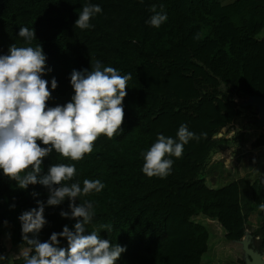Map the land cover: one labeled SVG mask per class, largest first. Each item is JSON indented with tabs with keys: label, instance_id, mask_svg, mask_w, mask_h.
Instances as JSON below:
<instances>
[{
	"label": "trees",
	"instance_id": "1",
	"mask_svg": "<svg viewBox=\"0 0 264 264\" xmlns=\"http://www.w3.org/2000/svg\"><path fill=\"white\" fill-rule=\"evenodd\" d=\"M88 3L98 4L102 13L90 21L94 27L81 30L75 22ZM153 6L168 16L160 28L147 23ZM20 27L34 29L31 46L40 44L47 56L52 71L43 78L49 89L53 77L58 81L49 107L71 101L73 69L91 71L99 60L132 74L123 133L100 136L79 162L53 151L42 165L46 173L53 164H75L81 186L85 178L105 184L81 200L94 204L88 231L99 230L102 238L126 248L115 264H202L210 234L194 223L199 216L216 221L224 240L242 248L254 213L257 225L249 238L256 244L250 247L264 254V177L225 182L221 173L211 180L205 174L210 152L233 141L211 139L241 117L238 101L264 98V0H0V54H8L13 43L25 46ZM181 124L206 136L185 145L180 158L170 157L174 163L166 178H149L142 172V153L160 134L175 139ZM253 147L263 148L264 141ZM248 157V164H239L246 173L256 166L254 155ZM4 198L0 255L7 259L0 264H24L7 255L3 229L11 247H27L18 217L38 200L46 203L48 189L39 184L20 189L0 170V204ZM68 204L66 199L45 207L47 223L35 238L46 242L65 225L73 227L74 220L59 215L69 211ZM105 224L110 232L101 229ZM60 246L67 241L61 239Z\"/></svg>",
	"mask_w": 264,
	"mask_h": 264
},
{
	"label": "clouds",
	"instance_id": "2",
	"mask_svg": "<svg viewBox=\"0 0 264 264\" xmlns=\"http://www.w3.org/2000/svg\"><path fill=\"white\" fill-rule=\"evenodd\" d=\"M151 11L154 14L147 23L160 28L168 20L167 14L157 11L155 6ZM100 13L102 8L98 4H85L75 27L81 30L94 27L90 21ZM18 35L25 46L13 43L8 54H0V170L20 189L37 184L45 186L48 198L46 203L38 200L36 208L18 217L27 247L15 258H22L24 264H115L126 248L102 238L99 230L88 231L87 226L95 215L94 204L81 200L100 193L105 184L100 179L85 178L81 186L75 179V164H53L46 173L42 165L53 151L79 162L93 152L100 136L112 139L123 133V101L132 74H121L99 60L91 71L73 69L71 101L49 107L48 101L58 81L53 77L49 89V81L43 78L52 69L47 67L42 46H31L36 39L34 29L20 27ZM204 136L205 133L197 135L190 131L187 124L179 126L175 139L158 135L156 142L142 153V172L149 178H166L174 163L170 157L180 158L185 145ZM66 199L69 211L61 210L59 215L74 220L73 227L65 225L61 232H53L48 241L40 242L35 237L47 223L45 207L60 206ZM100 227L111 231L110 225ZM29 234L33 238H29ZM61 239L67 241L66 247L60 246ZM5 259L7 257L0 255V261Z\"/></svg>",
	"mask_w": 264,
	"mask_h": 264
},
{
	"label": "rangeland",
	"instance_id": "3",
	"mask_svg": "<svg viewBox=\"0 0 264 264\" xmlns=\"http://www.w3.org/2000/svg\"><path fill=\"white\" fill-rule=\"evenodd\" d=\"M255 104L257 102L250 98L239 100L238 107L242 111L241 117L235 120L231 127L224 128L211 139V142H214L220 138L229 139L233 137L231 143L220 146L215 151L210 152L211 154L205 172L209 176V180L220 173L224 177L222 181L225 182L243 178L248 183H252L254 180L264 177V150L261 147H253L257 140L260 142L264 141V117L259 118L258 113L260 108L255 106ZM248 154L254 155L256 166L251 172L246 173L239 167V164L240 161L248 164L250 158ZM219 162H222V167L217 165ZM4 201L5 198L0 206L3 205ZM247 203V210L251 211L252 206L250 205V200ZM193 221L195 224L205 227L210 234L208 243L209 250L204 255L202 264H242V262L247 264L249 259L244 254L242 248L224 240L223 232L216 221L202 216L195 218ZM248 224L250 227L247 233L250 234V229L255 228L257 225V218L254 213L249 215ZM3 235L7 255L16 257L23 247H11L9 243V232L6 228L3 229ZM255 244V242H251L252 247Z\"/></svg>",
	"mask_w": 264,
	"mask_h": 264
},
{
	"label": "water",
	"instance_id": "4",
	"mask_svg": "<svg viewBox=\"0 0 264 264\" xmlns=\"http://www.w3.org/2000/svg\"><path fill=\"white\" fill-rule=\"evenodd\" d=\"M250 99L256 101L257 104H255V106H258V108H260V111L258 113L259 118L264 117V98H250ZM241 244L244 254L249 259L247 264H264L263 253L256 251L252 247H250L251 240L247 232Z\"/></svg>",
	"mask_w": 264,
	"mask_h": 264
},
{
	"label": "crops",
	"instance_id": "5",
	"mask_svg": "<svg viewBox=\"0 0 264 264\" xmlns=\"http://www.w3.org/2000/svg\"><path fill=\"white\" fill-rule=\"evenodd\" d=\"M241 132V131H240ZM242 133V132H241Z\"/></svg>",
	"mask_w": 264,
	"mask_h": 264
}]
</instances>
